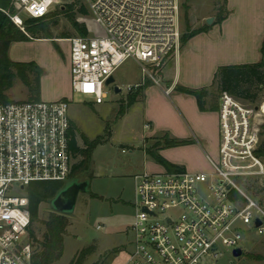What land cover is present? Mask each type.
<instances>
[{"label": "built area", "instance_id": "built-area-1", "mask_svg": "<svg viewBox=\"0 0 264 264\" xmlns=\"http://www.w3.org/2000/svg\"><path fill=\"white\" fill-rule=\"evenodd\" d=\"M88 1L86 34L67 39L74 92L103 103L107 80L125 61L159 68L179 51L181 0ZM68 4L13 0L14 11H0L26 32L27 20ZM142 71L150 74L143 65ZM69 107L68 99L0 103V264H31L28 186L72 176ZM218 126L213 172L164 168L133 176L134 245L125 264H216L225 251L242 249L243 233L264 234V102L221 92Z\"/></svg>", "mask_w": 264, "mask_h": 264}, {"label": "rangeland", "instance_id": "rangeland-1", "mask_svg": "<svg viewBox=\"0 0 264 264\" xmlns=\"http://www.w3.org/2000/svg\"><path fill=\"white\" fill-rule=\"evenodd\" d=\"M61 1L70 4L66 5L63 10L62 7H56L55 15L37 26L40 28L37 33L29 32V40L15 42L9 49V57L13 62L34 63L39 67L41 92L44 90L48 96L62 94L61 96H66V99L70 100L69 116L74 125L77 144L85 149V140L88 143L97 141V146L92 150L88 169L77 170L65 182L66 184L78 179L89 185L88 191L79 193L73 214L67 216L69 225L64 235V253L55 264H125L134 245V238L129 230L135 217L133 175L142 172L144 166L154 160L151 157L148 158L142 138L156 135L148 139L149 148L156 143L159 146L163 145L161 150L166 148L164 158L169 156L173 161L184 163L187 171L213 172L214 168L210 159L218 161L219 149L218 118L214 111L219 110L220 92L217 85L210 86L211 96L207 98V104L208 108L214 110L208 111V115L204 118V129L208 133L205 141L195 142L187 147H166L158 141L165 140V136L169 133L162 134L156 126L162 122V113H166L170 107H175L178 91L172 93L171 96L166 95L168 103L159 94L150 95L151 90L147 93L146 91L150 86L158 88V83L164 86L162 75L167 77L169 74L168 67L165 68L168 66L167 63L157 68L149 63L139 64L134 59H128L114 74L116 79L114 85H118L122 92L116 94L114 85L105 86L103 90L107 92V97L100 104L96 103L94 96L74 92L69 76L70 44L67 39L79 34L72 25V19L86 23L91 17V11L88 0ZM181 1V44L183 37L193 30L208 25L207 19L213 18L212 25L201 33L214 38L208 39L213 46L219 45L215 42L214 33L211 35L208 33L212 31L219 15H228L232 12L227 0ZM245 5L248 8H245ZM82 7L87 10V14L80 12ZM237 8L240 14L238 19H249L255 30L260 28L256 33L258 36L264 27V8L259 2H254L249 7L247 1L246 4L245 2L238 3ZM22 16L26 17L24 14ZM187 19L190 22L191 29L189 30ZM91 25L95 28L94 24ZM26 26H32V24L26 22L25 28ZM216 35L219 36V33H215ZM194 43L192 49L204 57L206 53L202 44L196 43L194 47ZM196 62L199 63V59ZM142 65L148 68L150 74L143 73ZM13 71L16 72L14 68ZM29 77L31 84L35 86L37 75L29 73ZM186 81L184 76L182 82ZM179 87L183 88L185 85L181 83ZM245 88L256 94L255 101L253 103L246 101V104L264 102V89H257L256 86L248 84ZM7 96L11 101H30L32 100V87L30 88L17 77L13 88L7 92ZM149 96L150 99H147ZM134 98L142 99L143 104L129 106V102ZM40 100L44 99L40 97ZM45 101L48 100L45 99ZM188 108H193L194 115L199 113L196 105L191 102L188 103ZM122 109L127 111L124 116H121ZM178 109L181 111L179 106ZM151 123L153 129L150 130L153 133L150 132V127H147ZM82 159V155L74 156V165L80 163ZM162 168L160 166L154 170L161 171ZM57 215L59 213L51 208L49 202L41 204L39 220L31 224L29 229L35 234V240H33L35 253L43 250L47 234L46 223L51 216ZM98 226H101V229H98ZM243 239L245 240L241 245L243 254L240 257H235L231 250H227L223 256L218 258L216 264H264V234L243 233Z\"/></svg>", "mask_w": 264, "mask_h": 264}, {"label": "trees", "instance_id": "trees-1", "mask_svg": "<svg viewBox=\"0 0 264 264\" xmlns=\"http://www.w3.org/2000/svg\"><path fill=\"white\" fill-rule=\"evenodd\" d=\"M13 0H0V6L3 9H10L13 11ZM80 12L87 14V10L82 7ZM54 16V15H52ZM49 16L41 20H28L32 26H26V32L21 31L4 13L0 11V103L11 102L7 96V92L14 86V81L19 77L27 86L32 87V100H40V77L41 70L34 63H17L13 62L9 57V49L12 43L18 41L29 40L28 33H37L40 28L37 26L43 24V22L49 19ZM226 14L219 15L215 24H221L226 19ZM187 29L190 28L189 19H187ZM34 25V26H33ZM72 25L80 34H86V26L75 19H72ZM209 25H206L200 29L193 30L189 35L183 37V43L187 42L190 38L204 32L208 29ZM50 35L49 31L46 30ZM49 38V37H46ZM262 60L257 63L247 64H235L221 66L215 73L214 81L211 87L217 85L219 92H228L233 97L243 101H250L253 103L256 99V94L251 93L250 89H246L245 85L256 86L257 89H264V40L261 47ZM13 68L16 72L13 71ZM29 73H35L37 75L36 84L33 86L29 77ZM211 87L191 89L176 87V90L180 93L189 94L196 98L197 105L200 111L206 112L208 110H214L208 108L207 98L211 96ZM220 96V94H219ZM134 98L129 102V106L135 103ZM126 112V109L121 110V116ZM97 141L88 143L85 140L86 148H81L77 144L76 132L72 123V141L71 149L74 156L82 155L83 159L80 163L73 165L72 176L77 170L88 169L90 165V159L92 150L97 146ZM162 142L166 147L184 146L191 144L190 140L171 139L168 135L165 136V140ZM161 146L158 143L147 148L146 153L154 159V161L165 168L167 171H184L185 167L176 165L160 154ZM65 182L61 181H37L32 182L28 188L29 197V211L31 217V224L39 220V210L43 202H49L55 195L63 188ZM69 225L68 217L66 215L59 214L57 216H51L46 223L47 234L45 242L43 243V250L35 253L32 256L31 264H55L64 253L65 234ZM31 239L35 240V234L33 230H29ZM90 250V249H88Z\"/></svg>", "mask_w": 264, "mask_h": 264}, {"label": "crops", "instance_id": "crops-1", "mask_svg": "<svg viewBox=\"0 0 264 264\" xmlns=\"http://www.w3.org/2000/svg\"><path fill=\"white\" fill-rule=\"evenodd\" d=\"M246 1L249 7H251L254 2H259L261 7L264 8V0H227L228 7L232 12L226 16V19L221 24L213 25L212 31L208 33V35L214 33V37H216L215 42L219 45L213 46V44L209 42L208 39L212 40L214 38L205 36V33L194 36L187 42L182 43L179 51L175 55L170 57V59L166 62L168 66H166L165 68L168 67L169 74H167V77L164 74V77L162 75L164 86L160 85V83H158L159 85H157L159 89L155 86H150L149 88H147L148 90L146 91V93L151 90L150 95L159 94V96L168 103L166 95L171 96L172 93H177L176 87L181 83L185 85V88L191 89L210 87L213 83L215 73L217 72V68L220 64L235 65L260 62L262 60L261 47L264 40V27L262 28V32H260L257 36L256 33L259 32L260 28L255 30V27L251 26L252 24L249 19H238L240 14L238 12L237 4L244 2L246 4ZM244 7L248 8L247 5H245ZM241 21H243V23ZM215 33H219V36H215ZM196 40L199 41L195 42ZM193 43L194 47L196 43L202 44L201 46L206 53L204 57H201L195 50L192 49ZM187 44L188 48L186 47ZM198 59L200 64L196 62ZM68 66L69 76L71 78V62H69ZM184 76L187 79L186 82H182V78ZM61 95L62 94H58L56 96H48L44 90L41 92L42 99H47L48 101L66 99V96ZM147 99H150V96ZM176 100L175 107H170V109H167L166 113H162V122L159 126H156V129H160L162 134L169 133L171 136L169 134L168 135L171 139L176 138L182 140H190L192 141L191 144L195 142H201L202 140L205 141V139L208 137V133L205 131L203 123L205 116H207L209 113L208 111L211 110H208L206 112L200 111L196 102V98L189 94L178 92ZM189 102L196 105L199 112L197 113V115H194L193 108H188ZM139 103L143 104L142 99H137L133 105ZM177 105L179 106L181 111H179ZM214 113L218 118V112L214 111ZM125 114H127V111L125 112ZM147 127H150L149 130L153 129V124L151 123L147 125ZM150 132L153 133L152 130H150ZM154 136L156 135L153 134L152 136H144L142 138V142L145 146V151L147 150V148H149L148 139H151V137L153 138ZM188 145L180 147H187ZM162 147L163 145L161 146V148ZM165 149L166 148H163L160 151L163 157H165ZM147 156L148 158L150 157L149 155ZM167 158L170 162L176 165H180L183 167L185 166V164L182 162L173 161L169 156H166V159ZM160 166L161 165L157 164L154 160H151L150 163L144 166L143 171H157L154 169L159 168Z\"/></svg>", "mask_w": 264, "mask_h": 264}, {"label": "water", "instance_id": "water-1", "mask_svg": "<svg viewBox=\"0 0 264 264\" xmlns=\"http://www.w3.org/2000/svg\"><path fill=\"white\" fill-rule=\"evenodd\" d=\"M213 18L207 19V24L212 25ZM116 82V79L113 76L109 77V79L106 82L107 86L114 85ZM114 91L116 94H119L122 92V89L118 85H114ZM66 182V181H65ZM88 185L89 183L79 181L78 179H75L69 183L64 184L63 188L55 195L54 198H52L49 203L51 208L62 215H71L75 211V207L77 204L78 195L81 191H88ZM24 187L22 186V189ZM261 222L258 221V225H260ZM243 254L242 249H236L233 252V255L235 257H240Z\"/></svg>", "mask_w": 264, "mask_h": 264}, {"label": "flooded vegetation", "instance_id": "flooded-vegetation-1", "mask_svg": "<svg viewBox=\"0 0 264 264\" xmlns=\"http://www.w3.org/2000/svg\"><path fill=\"white\" fill-rule=\"evenodd\" d=\"M71 177H72V176H71ZM71 177H70V178H71ZM79 181H81V180H79ZM83 182H84V181H81V183H83Z\"/></svg>", "mask_w": 264, "mask_h": 264}]
</instances>
